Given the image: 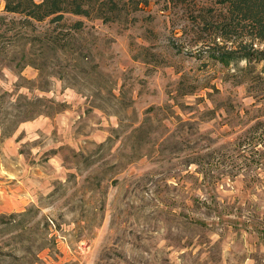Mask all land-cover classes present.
<instances>
[{
  "label": "rangeland",
  "instance_id": "rangeland-1",
  "mask_svg": "<svg viewBox=\"0 0 264 264\" xmlns=\"http://www.w3.org/2000/svg\"><path fill=\"white\" fill-rule=\"evenodd\" d=\"M126 1H0V264H264L263 62L211 56L264 41Z\"/></svg>",
  "mask_w": 264,
  "mask_h": 264
},
{
  "label": "trees",
  "instance_id": "trees-1",
  "mask_svg": "<svg viewBox=\"0 0 264 264\" xmlns=\"http://www.w3.org/2000/svg\"><path fill=\"white\" fill-rule=\"evenodd\" d=\"M4 3V10L7 13L19 14L24 26L33 24V21H42L50 18V21H60L65 14H76L85 17L111 15L123 0H0ZM173 6L192 8L197 13L193 15L194 20L201 24L207 31L222 38L224 41H232L233 38L248 36L257 41H264V0H215L218 4L217 10L210 5L195 9V0H166ZM133 4L132 9H137L139 4L147 3V0H127ZM124 4V3H123ZM203 12V13H202ZM75 27L81 25L80 21L74 22ZM252 42L237 43V49L227 51L214 50L211 56L218 60L229 62V60L245 59L247 61L259 60L263 62L264 71V50L254 49ZM264 73V72H263ZM0 251V256H1Z\"/></svg>",
  "mask_w": 264,
  "mask_h": 264
}]
</instances>
